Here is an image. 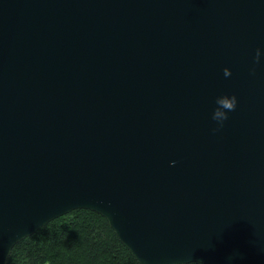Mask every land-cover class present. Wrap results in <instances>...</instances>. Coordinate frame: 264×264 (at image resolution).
Wrapping results in <instances>:
<instances>
[{
  "label": "water",
  "instance_id": "obj_1",
  "mask_svg": "<svg viewBox=\"0 0 264 264\" xmlns=\"http://www.w3.org/2000/svg\"><path fill=\"white\" fill-rule=\"evenodd\" d=\"M257 47L264 0H0V264L82 209L140 264H264Z\"/></svg>",
  "mask_w": 264,
  "mask_h": 264
},
{
  "label": "trees",
  "instance_id": "obj_2",
  "mask_svg": "<svg viewBox=\"0 0 264 264\" xmlns=\"http://www.w3.org/2000/svg\"><path fill=\"white\" fill-rule=\"evenodd\" d=\"M8 264L140 263L103 216L82 209L52 221L18 243Z\"/></svg>",
  "mask_w": 264,
  "mask_h": 264
},
{
  "label": "clouds",
  "instance_id": "obj_3",
  "mask_svg": "<svg viewBox=\"0 0 264 264\" xmlns=\"http://www.w3.org/2000/svg\"><path fill=\"white\" fill-rule=\"evenodd\" d=\"M254 63L250 67L249 71L255 73L256 65L264 60V47H257L255 50ZM224 75H231V70L228 67L223 69ZM216 107L211 113V120L215 122V126L212 128L213 132L219 131L225 125V122L229 119L230 113L234 111L238 105V97L235 93L231 95L225 93L218 95L215 98ZM175 160L170 161V164L174 165ZM182 264V262H180Z\"/></svg>",
  "mask_w": 264,
  "mask_h": 264
}]
</instances>
